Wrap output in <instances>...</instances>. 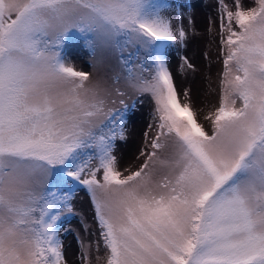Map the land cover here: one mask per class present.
<instances>
[{"label":"snow or ice","instance_id":"obj_1","mask_svg":"<svg viewBox=\"0 0 264 264\" xmlns=\"http://www.w3.org/2000/svg\"><path fill=\"white\" fill-rule=\"evenodd\" d=\"M233 2L217 0L223 71L206 129L167 66L185 32L165 0H0V264H66L59 228L82 189L98 264H264V0ZM72 41L118 55L110 84L66 62ZM144 95L155 134L121 170L116 141Z\"/></svg>","mask_w":264,"mask_h":264},{"label":"rangeland","instance_id":"obj_2","mask_svg":"<svg viewBox=\"0 0 264 264\" xmlns=\"http://www.w3.org/2000/svg\"><path fill=\"white\" fill-rule=\"evenodd\" d=\"M165 2L169 5L165 15L170 18L173 30L178 31L182 28L185 32L182 41L177 36L178 42L171 45L167 55V66L181 102L189 100L198 111V121L208 129L210 122L204 117L218 106L219 80L223 71L220 44L221 16L217 0H165ZM224 2L234 10L233 0ZM242 3L245 7L251 6L250 0H242ZM64 54L68 64L76 70L90 73L92 81H99L101 86H107L105 81L110 84L109 78L120 71L118 55L93 57L82 41L67 44L64 47ZM200 85L213 94V100L206 107L204 115L196 99ZM112 86L127 91L123 82ZM124 99L129 103L132 98L125 96ZM152 112L153 102L150 96L144 95L135 99V108L129 110L126 118L125 139L117 140L115 145V155L121 170H135L143 162L140 151L147 146L144 133L148 132L150 136L155 134L154 128H149L150 124L154 125ZM72 205L74 215L68 216L59 228L66 264H85L81 258L82 246L87 247L89 264H98L97 256L103 258L105 249L93 219L90 198L85 190L82 189L75 194ZM97 243L100 244L99 251Z\"/></svg>","mask_w":264,"mask_h":264},{"label":"bare ground","instance_id":"obj_3","mask_svg":"<svg viewBox=\"0 0 264 264\" xmlns=\"http://www.w3.org/2000/svg\"><path fill=\"white\" fill-rule=\"evenodd\" d=\"M207 89V88H206ZM202 85H200V89L197 91L196 99L198 106L201 107L200 111H202L203 115L206 113V107L211 103L210 101L213 100V94H210L208 89L206 90Z\"/></svg>","mask_w":264,"mask_h":264}]
</instances>
